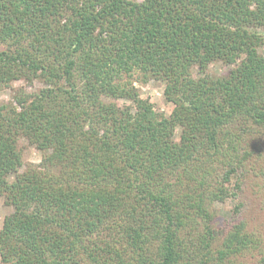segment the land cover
<instances>
[{
	"label": "trees",
	"instance_id": "1",
	"mask_svg": "<svg viewBox=\"0 0 264 264\" xmlns=\"http://www.w3.org/2000/svg\"><path fill=\"white\" fill-rule=\"evenodd\" d=\"M263 48L264 0H0V89L42 83L0 103L1 263L264 264Z\"/></svg>",
	"mask_w": 264,
	"mask_h": 264
},
{
	"label": "rangeland",
	"instance_id": "2",
	"mask_svg": "<svg viewBox=\"0 0 264 264\" xmlns=\"http://www.w3.org/2000/svg\"><path fill=\"white\" fill-rule=\"evenodd\" d=\"M261 54L264 55V48L260 49ZM233 66L225 65L223 63H214L210 65L207 69V74L213 78H220L224 76L230 68ZM192 76L194 78H198L200 75L198 74V69L194 67L192 69ZM133 86L137 90L138 96L140 99L147 101L152 104L153 110L161 115L168 117L172 106L167 104L163 98V88L164 85L159 80H149L146 83H141L140 81H135ZM42 87V83L38 80H34L31 83L25 80H18L11 82L9 87H5L0 89V103H8L12 101L13 96L15 95V91L17 89H22L26 93H33L36 92L38 89ZM118 105L123 106L126 104H130L128 101L118 100ZM180 130L176 129L175 131V138L179 139ZM18 148L21 151L22 158L21 163L22 166L19 172H23L26 169L31 167H36L41 164L43 161V155L35 148V146L28 143L25 139H19L18 141ZM264 163V161H263ZM233 183L231 184V186ZM235 200L231 198H226L222 202H218L214 204L213 208L215 210V218H214V225L221 227L229 226L232 224V221H236L238 218L243 216V212L240 216H237L233 210ZM247 210V209H246ZM12 212V208L5 206L3 200L0 198V225L2 224L3 218ZM252 215L249 213V210L246 212V217L250 218ZM260 219V220H259ZM259 219L255 220L257 224L259 221H264V218L260 217ZM250 230L254 229L257 230L253 221L249 224ZM264 234V231L262 232ZM0 264L1 259H0Z\"/></svg>",
	"mask_w": 264,
	"mask_h": 264
}]
</instances>
